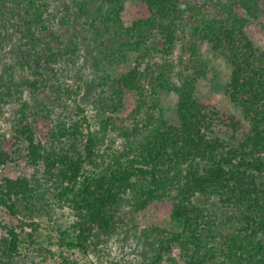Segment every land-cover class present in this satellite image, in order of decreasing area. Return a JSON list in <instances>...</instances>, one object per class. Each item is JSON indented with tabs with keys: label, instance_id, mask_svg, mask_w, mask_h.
<instances>
[{
	"label": "trees",
	"instance_id": "1",
	"mask_svg": "<svg viewBox=\"0 0 264 264\" xmlns=\"http://www.w3.org/2000/svg\"><path fill=\"white\" fill-rule=\"evenodd\" d=\"M123 12V0H0V49L14 18L19 34L17 62L0 72V98L29 89L53 99L22 101L11 135L0 132V206L8 214L0 264L21 255L26 227L41 249L35 219L57 208L74 217L59 230L69 249L133 234L150 264H264V50L247 32L264 16V0H140L130 25ZM85 43L101 55L97 123L82 105ZM204 43L230 65L226 93L244 119L197 96L208 74ZM131 60L128 71L113 72ZM67 74L78 82L67 83ZM128 91L136 105L121 116ZM162 93L177 95L176 124ZM22 151L34 172L6 175ZM148 210L166 213L170 226L141 223Z\"/></svg>",
	"mask_w": 264,
	"mask_h": 264
},
{
	"label": "rangeland",
	"instance_id": "2",
	"mask_svg": "<svg viewBox=\"0 0 264 264\" xmlns=\"http://www.w3.org/2000/svg\"><path fill=\"white\" fill-rule=\"evenodd\" d=\"M201 1V0H194ZM124 12L123 19L127 25H130L140 15V0H123ZM95 11L96 9L93 8ZM10 19V18H7ZM14 20L8 22V29L10 30L11 39H6L3 47L0 49V72L9 69L10 65H14L17 60L15 45L18 43V37H14V30L16 28ZM247 32L253 42L264 50V16L259 19H252L248 22ZM19 35V34H17ZM14 38V39H13ZM97 45L89 46L85 43L79 64L83 70L81 77H84L81 98H83L82 105L86 107L87 113L92 122L97 123L98 109L97 103L100 95L99 83L96 80L97 73L94 69V61L101 60V55L96 49ZM202 58L208 63V74L200 78L197 83V96L201 101L210 105L211 107L236 116L239 119H244L240 108L232 103L226 93V85L229 81L231 68L230 65L220 56L216 55L208 43H204L200 47ZM181 54V49L178 47L174 56L178 58ZM134 66L133 60L127 64H123L119 68L113 70L115 74H122ZM21 74H30L27 69L19 68ZM7 72V71H6ZM32 76V75H31ZM67 74L66 82L75 85L78 80ZM15 91L16 89L13 88ZM7 99L0 98V132L10 136L13 132L15 123L18 120V110L22 101L27 100L33 102L35 97L41 100L48 101L51 99V94L47 91L37 92L33 94L31 90H23V93H17ZM21 97V99H19ZM80 98V97H79ZM161 99L164 106V113L168 121L172 124L178 122L176 113L177 95L175 93H162ZM137 94L135 91H128L124 101V105L120 111L121 116L128 115L135 107ZM56 112H59L56 111ZM244 130L248 129V124L245 121ZM23 150L25 145L22 144ZM13 162L6 170V175L16 178L20 175H31L34 168L27 164L24 157V151L20 152L15 157ZM212 205H216L213 202ZM8 220V214L3 207L0 206V222L3 224ZM36 222L40 224V229L36 232L38 246L41 249L33 247L30 244L27 232H31L29 227L25 228L23 237L26 238L25 245L21 255L11 264H150V254L140 239L133 234H120L114 238L104 241L98 247H91L88 251L79 249H69L62 245L60 241L61 234L59 230H64L72 224L74 217L68 208H57L51 215H42L37 217ZM140 222L145 225H159L169 227L170 222L166 213H156L152 210L143 211L140 214ZM3 231L0 224V237ZM175 258L180 259L178 248L174 249ZM163 264H171L164 262Z\"/></svg>",
	"mask_w": 264,
	"mask_h": 264
}]
</instances>
